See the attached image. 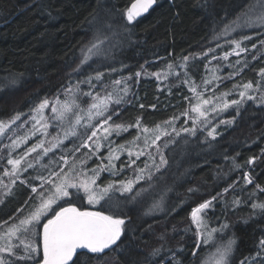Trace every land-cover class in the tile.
<instances>
[{
  "label": "trees",
  "instance_id": "trees-1",
  "mask_svg": "<svg viewBox=\"0 0 264 264\" xmlns=\"http://www.w3.org/2000/svg\"><path fill=\"white\" fill-rule=\"evenodd\" d=\"M131 2L0 0V80L9 74H23L19 87L0 92V121L7 122L17 113L19 120L29 118L41 100L62 97L76 83L95 77L97 71L103 75L99 81H91L95 84L121 81L119 88L127 85L128 94L124 103L110 104V108L119 112V116L113 117L115 123L134 124L140 118L150 128L157 124L165 127L164 122L175 116L173 123L180 135L162 136L157 142L161 146L174 140L161 148L168 164L161 166L159 172L153 169L151 179L146 171L138 183H133L131 192L121 194L118 182L135 181L137 167L143 168L148 157L141 156L127 167L129 158L122 156L115 163L123 168L121 174L109 176L103 172L100 187L109 181L115 184L116 190L109 195L119 201V208L112 211L123 216L128 225L119 255L111 254L107 264H143L146 258L150 264H172L173 255L180 264H209L230 237L236 240L231 264H240L246 257L255 258L254 264H264V257L256 256L264 238V210L252 207L253 203L264 204V192L257 187L264 188V105L246 101L239 108L240 115L234 105L218 113L210 112L209 127H217L215 139L208 137L200 126L194 136L182 131L192 127L191 119L182 115L195 104L196 95L189 85L196 86L203 98L215 96L231 101L240 99L238 93L243 90L240 86L248 82L255 85L261 79L258 72L264 66V47L260 43L264 40V27L242 35H223L225 24H232L250 0H158L147 15L129 25L123 12ZM93 16L98 19L90 23ZM108 23L117 29L112 31L117 34L113 41L115 52L104 54L103 58L93 57L89 61L91 68L85 65L82 72H74L97 28L104 29ZM244 35L250 37L242 42L248 51L224 60L225 53L233 48L230 41ZM122 44L123 52L118 50ZM253 44L256 48H252ZM184 56L189 57L187 62L182 59ZM253 56L256 58L252 59ZM238 60L240 64L236 63ZM170 65L177 72L173 74L171 70L172 74L164 80L156 79L155 74L146 75L153 70L165 71ZM211 68L217 74L205 85ZM137 72L143 74L137 77ZM229 73H233L231 78ZM225 74L227 82L223 80ZM233 117L232 124L220 123ZM127 131L121 139L133 140L137 129ZM167 131L173 132L171 127ZM82 133L79 129V137L69 143L71 148L78 147L86 138ZM148 151L155 155L154 148ZM108 152L109 146L100 156ZM253 158V164L249 165V159ZM156 160L159 163V156ZM93 163L94 160L89 166ZM244 172L250 174L252 184L244 181ZM32 184L41 191L40 183L34 182L21 184L12 195L2 196L0 225L28 214ZM76 200H81L73 202L83 210H101L103 206L106 214L109 211L105 200L90 205L84 193ZM208 200L212 205L204 210L207 228L201 229L198 239L191 212ZM223 224L228 225L223 232L211 233L212 228L218 229ZM204 239L206 243L201 242ZM161 246L159 255L152 257L153 249ZM13 264H33V261L13 260Z\"/></svg>",
  "mask_w": 264,
  "mask_h": 264
},
{
  "label": "snow or ice",
  "instance_id": "snow-or-ice-1",
  "mask_svg": "<svg viewBox=\"0 0 264 264\" xmlns=\"http://www.w3.org/2000/svg\"><path fill=\"white\" fill-rule=\"evenodd\" d=\"M157 2L158 0H132L123 12L127 24H133L137 18L148 13ZM97 19L98 16H93V21H90V23L95 22ZM124 27L127 30V27ZM236 27H264V0H250L246 10L237 16L232 24H225L223 35H230L236 30ZM111 28V23H108L104 29L97 28L93 40L82 51L80 64L73 69L74 72H82L83 66L85 65L91 68L89 61H92L93 57L104 55L110 51L113 45L108 32ZM249 39L250 37L247 35L242 36L241 39H232L230 43L234 45L233 51L232 53H225L223 59L226 60L229 55L239 56L241 52H247L248 49L242 46V42ZM260 43L261 47H264V40ZM252 48H256V45L253 44ZM255 58V56L252 57V59ZM182 59L187 62L189 57L184 56ZM236 63L240 64L241 62L238 60ZM247 64L248 61L245 60L244 66H247ZM172 67L170 65L169 69L171 70ZM239 71H242V68L237 70V74ZM142 74V72H137L136 76L140 77ZM22 75L9 74L3 80H0V92L19 87ZM102 75L103 73L97 71L95 77L89 76L87 80L89 86L94 87L91 81L93 79L99 81ZM232 75L233 73H229V78ZM258 75L261 79L255 85L252 82H248L240 86L243 90L238 93L239 100L233 99L228 101L215 96L202 98V93L198 92L197 87L189 85V90L196 95L198 102L191 105L190 112L186 110L182 113L185 117L190 118L192 122V127L184 128L182 131L195 135L198 126H200V130L206 131L208 137L215 139L218 135L217 127H209L211 123L209 119L210 112L218 113L234 105L237 107V115H240L239 108L246 101H253L258 103V105H264V68L259 69ZM157 78L159 79V75H157ZM115 83L119 85L121 81L117 80ZM210 83V80L204 81L205 85ZM67 91L72 94L71 100L67 98L63 101L59 98L53 101L43 99L32 109L34 115L31 119L35 120L33 128L36 131L40 130L36 129L37 124L41 128L47 127V123H42L45 109L50 107L52 119L63 123L71 108L78 107L75 102L76 93L80 91L79 84H77L75 90L68 89ZM120 91L123 92V96L117 92H107L103 96L99 93L95 95L91 92L84 93L85 96H90L92 99V103L87 109V120L89 123L85 125L91 129V132L89 135H86V138L78 147L74 145L71 149L73 155L79 152L81 148L88 149V152L83 154L85 159H88L98 153L103 146L102 142L106 141L109 146L108 155L97 157V159H101L102 161L106 160L107 163L102 162L96 168L87 170L83 167L85 160H79L69 165L68 156L64 155L60 157L63 163L57 165L59 170L57 168L46 167L48 171L47 176L42 174L37 175L34 179L40 181L41 191L37 193V187L31 186L32 192L38 195L37 202L31 205L28 214L23 218L12 220L11 223L5 221L3 225H0V264H13V260H31L33 264H107V258L111 254L119 255L121 246L123 245L122 237L126 236L128 225L123 216L118 212L112 211V209L119 208V201L109 195L110 192L116 190L115 184L109 181L106 186L99 187L97 180L102 172L108 171L112 175H116L123 171L122 167H118L115 164V161L120 158L121 152L127 151L129 157L125 165L127 167L134 165L136 160H139L141 156L147 155L148 160L145 162L144 167H137L136 169L138 174L135 177V181L122 180L118 182V190L121 191V194L123 192H131L133 183H138L146 171L148 172L149 179H151L153 169L159 172L161 166L168 164L165 154L161 151L162 146L157 142L161 140L162 136H170L167 128H162L159 124L150 128L143 125L140 118H137L134 124L125 125L123 123H115L113 117L119 116V112L110 108L109 105H120L125 102L124 96L128 94L127 85L120 89ZM224 95H230V93H225ZM214 100L215 103H213ZM140 107L143 108L144 105L141 104ZM37 117L40 118L38 119ZM19 118L20 113H17L7 122L0 121V133H3L6 128L14 124ZM81 119V116L77 113L75 121L71 122L72 127L65 131L63 138L58 136L53 137L47 142L40 140L25 153V156L17 159L11 158L10 154L7 163L11 166V169L5 170L3 173L4 176L9 178L10 183L4 184L3 179H0V184H3L4 188L7 189L4 195L11 193V186L15 185L17 180L21 184H26V181L20 179V176L22 172L33 168L31 162H28L26 166L22 163L27 156H30L33 152H37L38 149L42 150V152L37 153L36 159L38 162L42 157L48 156L54 149L59 148L63 144V140L67 139L69 135L75 136L77 134L76 126L80 125ZM176 119L177 117L173 116L171 120L165 121L164 124L171 127L172 131L176 133V136H179L180 132L176 131L173 123ZM93 120H97L98 123H91ZM234 120L235 117H233V120L220 121V123L232 124ZM185 122L187 123V120ZM132 127L137 129V135L130 142V145L112 147V142L109 140V137L113 133L119 135L121 132L127 131ZM101 132L103 135H101ZM26 139L27 137L13 139L9 147H18ZM141 141L143 142L142 147L140 146ZM169 142H174V140L165 141L163 147H167ZM137 147H139L138 151L135 150ZM150 148L155 149V155L148 151ZM133 156H135V159H132ZM156 156H159V163H157ZM254 159H249L248 164H253ZM77 163L80 164V167H77ZM237 166L239 167V165ZM243 179L248 184L253 183L248 172L243 173ZM257 187L261 192H264V188H260L259 185ZM81 191H83L87 203L90 205L100 204L102 200H105L109 207L108 213L106 214L103 211V206H101V210L92 211L83 210L77 206L73 202V199H79V193ZM189 191L194 190L190 189ZM212 199L215 200L216 197ZM236 203H239V201H236ZM211 205V200L205 201L191 212V218L197 225L198 239L201 235V229L207 228V225L204 223V210L211 207ZM252 207L254 209L260 208L264 210V204L253 203ZM227 227V224H223L218 229L212 228L210 231L211 233L223 232ZM201 242L206 243L207 239ZM235 245V238H228L227 242L218 249L219 259L216 264H231V257L234 255ZM161 250L162 246L155 248L150 255L155 257L159 255ZM193 255H196V252H193ZM256 256L264 257V238L259 242V249ZM171 261L172 264H180V261L175 255L172 256ZM249 261H252L254 264L255 258L246 257L240 264H248ZM143 264H150V262L146 258Z\"/></svg>",
  "mask_w": 264,
  "mask_h": 264
},
{
  "label": "rangeland",
  "instance_id": "rangeland-1",
  "mask_svg": "<svg viewBox=\"0 0 264 264\" xmlns=\"http://www.w3.org/2000/svg\"><path fill=\"white\" fill-rule=\"evenodd\" d=\"M260 28H262V27H255V28L236 27V30L233 31L232 33L242 35L243 33L247 32V31L248 32L252 31V30L256 31ZM116 30H117L116 28H111V30H109V36L111 37L112 45H113V41L117 37V34L115 33ZM112 31H115V32H112ZM230 35H232V34H230ZM119 43H120V41H119ZM230 46H232L234 48V45L231 44ZM242 46H244V45H242ZM115 48L116 47L113 45L108 53L109 54L114 53ZM122 48H123V44L120 45V49H118V50L122 51ZM233 48H231L230 53H232ZM230 56H237V55H230ZM103 57L104 56H102V58ZM223 68H226V67L223 66ZM263 68H264V66H263ZM171 70L173 71V74H176L177 71L174 67H172ZM171 70L170 69H166L165 71H163V69L153 70V71L148 72L146 75L152 76L153 74H155L153 76L156 79H158L157 75H159V79L161 81V79L164 80L168 74H170V75L172 74ZM210 71L211 72H210L209 76L207 77V80H210L211 76H214L217 74L215 69L211 68ZM225 76H226V74L224 75L223 80H224V82H227ZM87 80H88V78H87ZM87 80L84 82L76 83L75 86L69 88V89L75 90L77 84H79L80 91L76 93V102H75L76 105H78V107H72L71 108V110L67 114V118L65 119V121L63 123H61L55 119H52V112H51V108L49 107V108L44 110L43 119H42V123H47L46 128H41V126L39 124L36 125V129H40L39 131H36L33 128V125L35 124V120L31 119V117L34 115V113H33L29 118L21 119V120H19L20 119L19 118L18 120H16V122L14 124H11L8 128H6L3 133H0V143H1V146H0V179H3L4 184L10 183L9 178L3 175L5 170L11 169V166L8 165V163H7L8 159L10 158V154H11V158L17 159V158H20L21 156H25V153L34 144L38 143L40 140H44L45 142H47V141L51 140L53 137H57V136L63 138L65 135V131L72 127L71 122L75 121L77 113L82 118L80 125L76 126V133L77 134L75 136L69 135L67 139L63 140V144L59 148L54 149L53 152H50L48 154V156L42 157L39 160V162L37 161L36 157H37V153L42 152V150L38 149L37 152H33V153H31L30 156H27L22 163L24 164V166H26L28 162H31L33 164V168H29L26 172H22L20 179H23L26 181L25 185H29V184L34 183V182L40 183V181L38 179H34V178L40 174L47 176L48 171L46 170V167L57 168V165L63 163V161L60 159V157L64 156V155L68 156L69 165H71L73 162H78L79 160H85L83 167L87 170L96 168L97 165L101 164L102 162L107 163L106 160L102 161L101 159H97V157H101L100 152H102L104 150V148L108 149V146H107L108 143L106 141L102 142L103 146L101 147L100 151L88 159H85V157L83 156L84 153L88 152V149L81 148L79 152H76L73 155L71 153L72 148L69 146V143L73 140V138L79 137V134H78L79 129L83 130L82 134L89 135L91 132V129L87 128L85 125L87 123H89V121L87 120V115H88L87 109L89 108V105L92 103V99L90 96H85L84 95L85 92H91L93 95H95L96 93H99L101 96H103L107 92H117L119 95L123 96L122 95L123 92L120 91L118 84H116L115 82H113L111 85H105V84L99 83V82L97 84H95L94 82H91L92 85H94V87H90L89 83H87ZM89 88H91V89L89 90ZM197 90H198V92L200 91L198 88H197ZM199 93H201V92H199ZM193 95H195V94L193 93ZM66 98L71 100L72 94L69 92L64 93V95L62 97H60L59 99L61 101H63ZM202 98H203V93H202ZM194 101H195V103L198 102L196 96L194 98ZM85 107H87V108L84 109ZM109 107H110V105H109ZM190 109H191V107H190ZM188 111L190 112L189 109H188ZM37 118L39 119L40 117H37ZM91 123L96 124L97 120H93V121H91ZM162 128L168 129V126H165ZM124 133H125V131L121 132L119 135H116L115 133H113L109 137V140L112 142V145H114V147H117L119 145H126V146L130 145V142L132 140L127 141V139H121L122 136L124 135ZM101 135H103L102 132H101ZM18 137L19 138L27 137V139H26V141L21 142L18 147L10 148L9 146L12 144V140L16 139ZM169 137L177 138L178 136H176L175 132H172ZM114 142H116V143L113 144ZM142 144H143V142L141 141L140 142L141 147H142ZM46 146H47V143H46ZM135 150L138 151L139 147H137ZM105 156H107V155H105ZM122 156H127V158H129L127 151L121 152L120 157H122ZM145 156L147 157V155H145ZM133 157H135V156H133ZM3 160L5 161V163L2 162ZM93 160H94V163L91 166H89V163L92 162ZM116 162H117V160L115 161V163ZM77 167H80L79 163H77ZM57 170H59V169L57 168ZM121 172H123V171H121ZM121 172H119L117 175L121 174ZM106 173L109 176H113L108 171H106ZM102 180H103V172L100 173V177L97 180V185L99 187H100V182ZM20 185H21V183L19 182V180H17L16 184L11 186V193L10 194L12 195V193ZM32 186H34V185L32 184ZM31 190H32V187H31ZM6 191H7V189L4 188L3 184H0V201L2 200V196L4 195V193ZM73 191H75V190H73ZM39 192H40V190H37V193H39ZM37 193H32L31 198L29 200V204H28L29 207H31L32 204L37 202V200H38ZM80 193H83V191H81ZM114 193H117V191H115ZM10 194H8V195H10ZM74 201L81 203V200L78 201L75 198H74ZM218 259H219V254L217 253L215 256H213L210 259L209 264H216Z\"/></svg>",
  "mask_w": 264,
  "mask_h": 264
},
{
  "label": "water",
  "instance_id": "water-1",
  "mask_svg": "<svg viewBox=\"0 0 264 264\" xmlns=\"http://www.w3.org/2000/svg\"><path fill=\"white\" fill-rule=\"evenodd\" d=\"M154 6H155V5H154ZM154 6H153V7H154ZM152 9H153V8H152ZM152 9H150L149 12H150ZM149 12H148V13H149ZM148 13L144 14L143 16L147 15ZM143 16H141V17H143ZM141 17L137 18V20L140 19Z\"/></svg>",
  "mask_w": 264,
  "mask_h": 264
}]
</instances>
